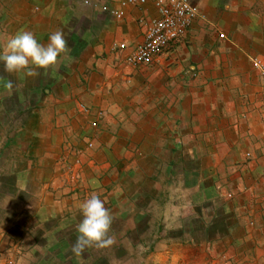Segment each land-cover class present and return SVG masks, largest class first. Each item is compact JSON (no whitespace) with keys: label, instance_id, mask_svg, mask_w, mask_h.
<instances>
[{"label":"crops","instance_id":"crops-1","mask_svg":"<svg viewBox=\"0 0 264 264\" xmlns=\"http://www.w3.org/2000/svg\"><path fill=\"white\" fill-rule=\"evenodd\" d=\"M107 1L0 0V38L59 30L71 57L37 76L0 61V186L37 203L34 222L82 219L97 193L134 219L145 264H264V0H191L189 28L144 64L128 58L157 11L117 20ZM20 217L0 223V264L24 249L7 242Z\"/></svg>","mask_w":264,"mask_h":264},{"label":"rangeland","instance_id":"rangeland-1","mask_svg":"<svg viewBox=\"0 0 264 264\" xmlns=\"http://www.w3.org/2000/svg\"><path fill=\"white\" fill-rule=\"evenodd\" d=\"M8 103L9 101L5 100V106ZM22 106L14 102L8 109L17 110ZM5 176L4 174L2 178ZM6 185L7 182L4 181L0 186V223L8 224L9 217L17 213L22 214L15 223L22 232L21 238L15 240L10 236L7 240L17 243V248H24L10 252L12 253L10 256L15 260L14 264H145V261L149 260L150 252L135 246L141 236L135 234L133 230L125 232V228H132L134 222L132 218L112 222L110 229L112 232L109 235L113 242L110 246L87 248L80 257L75 256L71 249L79 235L77 225L82 219L75 217L69 220H46L40 219L42 214L39 212L37 222L31 221L24 212L26 211L24 207L33 210L34 207L36 209L37 203H23L22 199L12 198L15 191ZM8 194L11 196L8 197ZM146 238L148 239L147 236ZM29 247L31 249L27 250Z\"/></svg>","mask_w":264,"mask_h":264},{"label":"clouds","instance_id":"clouds-1","mask_svg":"<svg viewBox=\"0 0 264 264\" xmlns=\"http://www.w3.org/2000/svg\"><path fill=\"white\" fill-rule=\"evenodd\" d=\"M70 48L62 31H55L45 45L40 43L35 34L28 30H20L6 38H0V61L4 63L8 73L26 72L28 76H37V69L58 70L64 61H70ZM11 90L13 84H5ZM82 220L77 225V236L72 252L80 257L87 248H105L112 244L109 235L113 217L105 207L100 196L93 192L79 205Z\"/></svg>","mask_w":264,"mask_h":264},{"label":"built area","instance_id":"built-area-1","mask_svg":"<svg viewBox=\"0 0 264 264\" xmlns=\"http://www.w3.org/2000/svg\"><path fill=\"white\" fill-rule=\"evenodd\" d=\"M147 4L155 8L157 16L148 22L143 41L128 58L132 64L148 62L181 36L198 15V8L191 0H108L100 5V9L121 20L126 7L142 8ZM119 47L124 48L125 44H120ZM252 65L258 70L264 86V60L253 58Z\"/></svg>","mask_w":264,"mask_h":264}]
</instances>
